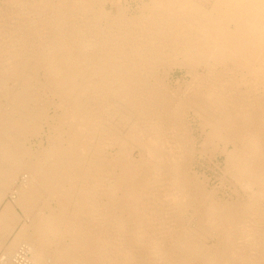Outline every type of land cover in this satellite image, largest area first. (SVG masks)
Returning a JSON list of instances; mask_svg holds the SVG:
<instances>
[{
	"label": "bare ground",
	"instance_id": "bare-ground-1",
	"mask_svg": "<svg viewBox=\"0 0 264 264\" xmlns=\"http://www.w3.org/2000/svg\"><path fill=\"white\" fill-rule=\"evenodd\" d=\"M1 2L0 264H264V0Z\"/></svg>",
	"mask_w": 264,
	"mask_h": 264
},
{
	"label": "rangeland",
	"instance_id": "rangeland-1",
	"mask_svg": "<svg viewBox=\"0 0 264 264\" xmlns=\"http://www.w3.org/2000/svg\"><path fill=\"white\" fill-rule=\"evenodd\" d=\"M2 0H0V4H2L3 2H1ZM137 3V0H134V2H132V4L133 5H135ZM182 74V72H181V70H176L174 73H173V77H171L172 78V80L175 78V77H178V76H180ZM33 141H38V139H33ZM32 148H35V147H32ZM136 152V151H135ZM135 154H137V153H135ZM209 156V157H208ZM211 155L208 153V155H207V157H206V159H202L201 161L203 162V166H201V165H199L198 166V168H199V170L200 171H202L203 170V168H205V166L206 167H208L207 168V170H206V172H207V174H209L210 175V177H211V183L212 184H214V185H217V184H219V179H218V176H219V174H220V172H221V168L219 167V166H216L215 165V160L213 159V162L211 163ZM23 171H26V169L25 168H23ZM20 183V181H17V183H16V185L15 186H17L18 184ZM14 192V193H13ZM13 192H9L7 195H6V197H5V199H3V201H1V205H0V209H1V207H2V205L5 203V201H7V200H10V201H14V198L16 197V193H15V190H13ZM14 196V197H13ZM12 197V198H11ZM17 211H19L20 212V208H17ZM19 227H20V224H18L16 227H15V229L13 230V231H11L8 235H7V237H6V239L4 240V246L5 247H3V246H0V253H2V254H0V258H2L3 257V252H5L6 251V249H7V245L10 243V241L13 239V237H14V234H15V230H18L19 229ZM14 233V234H13ZM210 242H211V240H210ZM7 243V244H6ZM27 255V258H30L31 259V254L29 253H27L26 254ZM44 264H48V263H44Z\"/></svg>",
	"mask_w": 264,
	"mask_h": 264
},
{
	"label": "crops",
	"instance_id": "crops-1",
	"mask_svg": "<svg viewBox=\"0 0 264 264\" xmlns=\"http://www.w3.org/2000/svg\"><path fill=\"white\" fill-rule=\"evenodd\" d=\"M16 183H17V181H15L14 183H13V185H12V188H11V190H13L14 188H18L20 185L18 184L17 186H15L16 185ZM38 185L36 184V186H35V188L34 189H29L28 191H30L31 190V192H29V193H34V196H35V194H36V196L35 197H38V191H37V189H36V187H37ZM39 187V186H38ZM16 197H18V195H16ZM17 199V198H16ZM5 203H6V201H5ZM4 203V204H5ZM15 202L13 201V205H15L16 206V208H19V206H17L16 205V203L14 204ZM35 211V210H34ZM19 212V211H18ZM19 214L21 215V217H22V219L24 220V219H27L28 217H27V215H26V213L23 211V209L21 208L20 209V212H19Z\"/></svg>",
	"mask_w": 264,
	"mask_h": 264
}]
</instances>
